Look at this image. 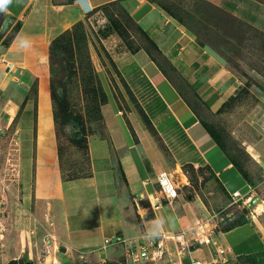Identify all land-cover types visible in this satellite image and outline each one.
<instances>
[{
  "label": "crops",
  "instance_id": "crops-1",
  "mask_svg": "<svg viewBox=\"0 0 264 264\" xmlns=\"http://www.w3.org/2000/svg\"><path fill=\"white\" fill-rule=\"evenodd\" d=\"M201 1L264 34V0ZM105 10L123 15L136 27L138 35L132 36L136 44L128 43L113 58L111 121L101 137L87 140L88 173L67 179L61 169L51 99L45 110L39 105L40 82H47L49 88L51 42L77 24H89ZM0 13L20 23L11 44L0 45L4 62L0 89L7 90L6 82L12 86L2 105V118L8 124L12 119L17 122L15 161L20 183L2 263L21 259L23 264H126L122 241H146L150 229H162L151 239L164 238L166 253L159 264L208 260L212 249H207L208 255L199 250L189 256L174 238L204 212V205L187 200L178 187L179 198L172 205L156 208L155 188L141 183L153 182L161 172L175 179L184 167H206L228 199L242 189L254 192L258 180L249 174L251 165L219 147L203 124L210 125L208 119L239 90L263 102L264 86L251 83L216 50L199 42L157 0H11ZM33 110L24 180L22 114ZM245 220L244 225L224 230L228 234L254 227V244L242 250L227 246L236 261L264 250V215Z\"/></svg>",
  "mask_w": 264,
  "mask_h": 264
},
{
  "label": "rangeland",
  "instance_id": "rangeland-1",
  "mask_svg": "<svg viewBox=\"0 0 264 264\" xmlns=\"http://www.w3.org/2000/svg\"><path fill=\"white\" fill-rule=\"evenodd\" d=\"M157 2L172 17L193 31L199 42L216 50L239 73L248 77L251 83L264 86V34L255 25H246L201 0ZM254 13L259 14L257 11ZM15 27L14 21L0 13V45L5 46ZM137 35L136 27L123 15L105 10L104 13L95 14L89 24L72 28L65 34L58 48L50 52L49 88L47 82H40L39 105L45 110L47 101L51 99L63 177L72 179L88 173L85 150L87 140L101 137L111 121L109 82L115 81L113 58L128 43L136 44L134 41L137 38L133 39L132 36ZM142 40V37H138L139 44H143ZM3 73L4 68L1 66L0 80ZM8 84L4 85L7 90L0 89V264H3L1 258L6 255L10 244L9 217L12 205L18 200L20 184L14 166L18 154L17 122L12 119L8 124V120L2 118V105L8 88L12 87ZM34 94L35 87L29 91L30 96ZM34 116V110L22 114L24 180L28 176V124L33 123L30 119ZM208 121L221 136L228 154L251 165L249 174L258 180V184L254 192H251L250 204L248 207L229 206V199L222 194L206 167H184L175 174V182L187 200L198 201L210 211L226 208L225 213L232 214L231 224L227 226L229 228L241 220H251L250 212L264 201V99L263 102L259 101L245 89L239 90L237 97L223 104ZM245 191L242 189L239 192ZM263 208L258 207L256 219L264 215ZM253 231L254 227L243 226L228 234L218 233L215 239L225 246L242 250L254 244L257 237ZM207 249L211 252L213 246L201 248L200 252L208 255ZM257 262L258 259L248 262L246 258H239L236 264ZM184 264H189V259Z\"/></svg>",
  "mask_w": 264,
  "mask_h": 264
},
{
  "label": "built area",
  "instance_id": "built-area-1",
  "mask_svg": "<svg viewBox=\"0 0 264 264\" xmlns=\"http://www.w3.org/2000/svg\"><path fill=\"white\" fill-rule=\"evenodd\" d=\"M3 64L4 62L0 56V66ZM14 166L15 170H18L17 165ZM165 180L168 181L167 184L164 183ZM141 185L143 187L152 185L155 188L156 194H158V197L154 198V207L156 208L162 204L172 205L179 198L178 185L169 172H161L153 182L147 179L142 181ZM139 199L140 196L137 197V200ZM251 200L252 194L250 191L245 193L235 191L229 197V206L248 207ZM259 206L257 205L250 212L251 220H254L258 215L257 209ZM225 210L226 208L217 211L205 209L204 212L197 214L191 226L180 230L174 235L177 246H180L184 254L189 256L192 252L199 251L201 248L213 246L212 255L208 260L191 258V264H236L237 261L230 258L228 247L215 239L218 233L224 232L228 226H226V223L231 222L232 214L225 213ZM260 213H262V210ZM163 239L162 237L159 241H152L151 239L140 242L135 240L122 241L125 245L126 264H159L166 253Z\"/></svg>",
  "mask_w": 264,
  "mask_h": 264
},
{
  "label": "trees",
  "instance_id": "trees-1",
  "mask_svg": "<svg viewBox=\"0 0 264 264\" xmlns=\"http://www.w3.org/2000/svg\"><path fill=\"white\" fill-rule=\"evenodd\" d=\"M11 19V18H10ZM12 20V19H11ZM13 22V20H12ZM78 25H82V24H77L75 25L74 27L78 26ZM73 27V28H74ZM20 28V23H17L16 22V27H15V31L13 32V34L10 36L9 40L7 42H5V46H9L12 42V39L15 37V35L17 34V31L19 30ZM7 30V28H6ZM70 30L64 32L63 34L59 35L58 37H56L52 42H51V45H50V52H52V50L54 51V49L58 48V46L60 45L61 41L63 40L64 36L66 33H68ZM5 32V31H4ZM3 32V33H4ZM205 130L209 133V135L215 140V142L217 143V145L221 148L224 147V143H223V140L221 138V136L216 132V130L208 125V124H203ZM86 147V146H85ZM86 149V148H85ZM238 166V165H237ZM246 223V220H241L240 222L238 223H235V224H232L229 228H225V231L227 230H230V229H233L234 227L236 226H240V225H244ZM231 224V223H230ZM229 224V225H230ZM228 225V226H229ZM247 261L248 262H253L254 260L258 259V264H264V250L259 253V254H256V255H249L246 257Z\"/></svg>",
  "mask_w": 264,
  "mask_h": 264
},
{
  "label": "clouds",
  "instance_id": "clouds-1",
  "mask_svg": "<svg viewBox=\"0 0 264 264\" xmlns=\"http://www.w3.org/2000/svg\"><path fill=\"white\" fill-rule=\"evenodd\" d=\"M11 2V0H0V11L5 10L6 6ZM165 184L168 183L167 180L164 181ZM162 232V229H150L147 236L145 237L146 239H152L155 237H158Z\"/></svg>",
  "mask_w": 264,
  "mask_h": 264
},
{
  "label": "water",
  "instance_id": "water-1",
  "mask_svg": "<svg viewBox=\"0 0 264 264\" xmlns=\"http://www.w3.org/2000/svg\"><path fill=\"white\" fill-rule=\"evenodd\" d=\"M7 264H23V261L21 259L10 260Z\"/></svg>",
  "mask_w": 264,
  "mask_h": 264
},
{
  "label": "snow or ice",
  "instance_id": "snow-or-ice-1",
  "mask_svg": "<svg viewBox=\"0 0 264 264\" xmlns=\"http://www.w3.org/2000/svg\"><path fill=\"white\" fill-rule=\"evenodd\" d=\"M82 2H83V0H82Z\"/></svg>",
  "mask_w": 264,
  "mask_h": 264
},
{
  "label": "bare ground",
  "instance_id": "bare-ground-1",
  "mask_svg": "<svg viewBox=\"0 0 264 264\" xmlns=\"http://www.w3.org/2000/svg\"><path fill=\"white\" fill-rule=\"evenodd\" d=\"M176 174V173H175Z\"/></svg>",
  "mask_w": 264,
  "mask_h": 264
}]
</instances>
